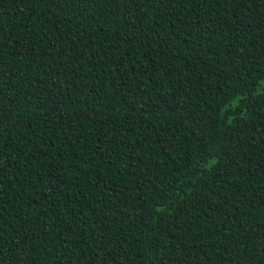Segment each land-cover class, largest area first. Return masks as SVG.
Listing matches in <instances>:
<instances>
[{"label":"trees","instance_id":"trees-1","mask_svg":"<svg viewBox=\"0 0 264 264\" xmlns=\"http://www.w3.org/2000/svg\"><path fill=\"white\" fill-rule=\"evenodd\" d=\"M0 264H264V0H0Z\"/></svg>","mask_w":264,"mask_h":264}]
</instances>
